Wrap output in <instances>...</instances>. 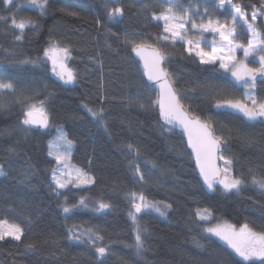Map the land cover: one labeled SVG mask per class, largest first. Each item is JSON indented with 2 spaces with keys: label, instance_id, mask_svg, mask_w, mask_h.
<instances>
[{
  "label": "trees",
  "instance_id": "1",
  "mask_svg": "<svg viewBox=\"0 0 264 264\" xmlns=\"http://www.w3.org/2000/svg\"><path fill=\"white\" fill-rule=\"evenodd\" d=\"M228 1L0 0V219L21 232L0 236V264L264 263L241 259L205 232L228 222L264 234V123L219 108L250 91L186 46L209 50L212 23L248 45ZM230 1L257 14L264 41V0ZM164 16L175 17L177 30ZM144 42L163 53L188 111L223 140L220 165L240 179L236 190L208 189L182 135L159 121L157 93L130 55ZM50 47L68 51L70 83L45 61ZM249 85L264 104V79ZM33 108L46 113L44 129L27 125ZM59 126L86 185L53 182L48 140ZM137 198L145 202L140 216Z\"/></svg>",
  "mask_w": 264,
  "mask_h": 264
},
{
  "label": "rangeland",
  "instance_id": "2",
  "mask_svg": "<svg viewBox=\"0 0 264 264\" xmlns=\"http://www.w3.org/2000/svg\"><path fill=\"white\" fill-rule=\"evenodd\" d=\"M7 3L12 0H5ZM41 0H24L22 4L31 6L40 5ZM229 9L234 21L240 25L244 31L249 35L247 46H243L235 42L232 38L233 28L227 27L223 24H210V32L214 39L207 42L209 50L198 51L189 47L186 41L187 51L197 56L203 64L217 63L230 77L237 79L243 72L255 69L259 65H264V41L261 40L259 31L255 28L254 23L257 21V14L255 12L245 13L239 6L234 5L228 1ZM262 20L264 23V11L262 13ZM167 20V27L170 31L177 30V21L175 17H163ZM240 53V57L238 55ZM45 61L50 63L51 71L57 77L66 80L65 83H70L71 74L66 62L69 53L66 49L50 47L46 51ZM253 61V62H252ZM247 88L243 91L248 92L244 95L243 101L223 102L218 105L221 109L230 110L242 115L248 121L256 120L255 108L263 107L264 104L257 100L251 90V85L246 84ZM39 109V108H33ZM73 150V142L67 137L63 127L59 126L53 131V136L48 140V154L56 161V167L53 171L52 179L59 189H64L66 186H82L90 182L89 177L77 166L72 164L71 155ZM1 167V166H0ZM223 170V177L219 180L211 181L207 184L208 189L220 188L224 191L236 190L240 186V179L234 177L229 169L221 164ZM0 168V174H1ZM144 209L145 202H141L139 198L136 200ZM80 204H84L80 202ZM104 205H98L95 209L101 211L105 208ZM205 232L216 238L224 245L228 246L241 259L249 260L250 257L246 254V249L250 246L264 247V234L256 233L248 227L235 226L230 223H221L218 225L208 226ZM0 236L19 239L21 232L17 226L7 221L0 219ZM264 264V263H263Z\"/></svg>",
  "mask_w": 264,
  "mask_h": 264
},
{
  "label": "water",
  "instance_id": "3",
  "mask_svg": "<svg viewBox=\"0 0 264 264\" xmlns=\"http://www.w3.org/2000/svg\"><path fill=\"white\" fill-rule=\"evenodd\" d=\"M130 55L138 63L144 81L155 89L157 93V117L159 121L178 131L184 139L188 152L192 156L198 179L203 184L219 180L223 177L219 155L224 148V142L214 135L211 126L203 119L192 115L180 101L175 83L171 79L164 64L163 53L155 46L144 43L134 45ZM264 77V65H259L245 74V79L253 81ZM257 119L264 123V108H255ZM27 125L44 129L47 124V115L38 109H31L25 113ZM133 211L140 216L142 207L134 203ZM104 254V249H100ZM246 254L256 263L264 260V247L250 246Z\"/></svg>",
  "mask_w": 264,
  "mask_h": 264
},
{
  "label": "flooded vegetation",
  "instance_id": "4",
  "mask_svg": "<svg viewBox=\"0 0 264 264\" xmlns=\"http://www.w3.org/2000/svg\"><path fill=\"white\" fill-rule=\"evenodd\" d=\"M257 68V67H256ZM250 70H253V69H250ZM248 71L246 72H243L242 75L240 77H238L237 79L240 81V83H243V84H255L258 80H261V79H264V77H259L258 79H255L253 81H248L247 79H245V74L247 73Z\"/></svg>",
  "mask_w": 264,
  "mask_h": 264
}]
</instances>
